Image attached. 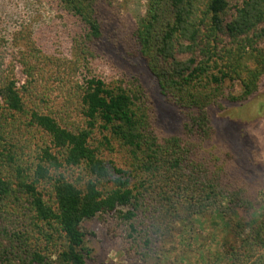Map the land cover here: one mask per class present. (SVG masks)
I'll return each mask as SVG.
<instances>
[{
	"label": "trees",
	"instance_id": "obj_1",
	"mask_svg": "<svg viewBox=\"0 0 264 264\" xmlns=\"http://www.w3.org/2000/svg\"><path fill=\"white\" fill-rule=\"evenodd\" d=\"M24 6L69 39L80 72L57 105L39 98L24 55L35 47L14 49L0 30L14 73L0 55V264H86L81 224L118 207L130 208L115 219L144 250L154 235L180 243L187 228L223 225L229 264H264V162L247 131L226 120L230 136L214 115L259 90L264 0H144L122 41L113 0ZM102 46L143 67L176 132L156 133L142 85L97 71Z\"/></svg>",
	"mask_w": 264,
	"mask_h": 264
},
{
	"label": "rangeland",
	"instance_id": "obj_2",
	"mask_svg": "<svg viewBox=\"0 0 264 264\" xmlns=\"http://www.w3.org/2000/svg\"><path fill=\"white\" fill-rule=\"evenodd\" d=\"M113 1L120 15L118 39L122 41L127 24L143 12L144 0ZM44 16V13L31 15L24 6V0H0V30L9 35L15 34L14 49L21 47L27 50L29 47L27 42L37 49L29 48L27 52L23 51L24 55L27 54L25 61L35 68L33 74H36V77L31 78L34 77L35 85L41 91L38 97L43 96L57 105L61 102L62 96L67 94L68 82L75 79L71 69L75 67L77 73L80 69L73 65L69 39L40 27L39 18ZM4 44L3 42L2 45ZM19 50L18 52H22L21 49ZM0 51L3 52H0L1 57H7V63L3 67L6 70L12 68L10 57L7 56L11 50L6 51L0 47ZM98 52L100 57L93 66H98L99 73L106 78L112 77L111 79L117 80L122 78L126 82L130 80L135 85H142L148 91L143 94V99L146 106L154 109L155 125L153 126L156 133L160 135L176 132L180 125L177 113L155 92L150 76L143 67L126 62L115 50H110L106 46H102ZM8 71L11 76L14 74L11 70ZM31 83L33 84V81ZM226 86L233 94H240L238 82ZM214 115L219 121L218 127L230 136L232 128L226 120L231 121L233 125H240L247 131L252 143L258 149L254 158L264 162V77L256 94L243 103H225L224 109L215 110ZM236 136L237 134L233 133L231 140L235 142ZM115 161L122 162L116 155ZM129 209V207H118L114 211L97 215L81 224L86 264H229L223 250L228 245L230 237L226 236L223 225H219L214 233H211L207 226L206 230L198 235L193 229L187 228L183 235L185 240L182 239L180 243L176 239L156 241L155 235L151 236L149 244L153 252L151 254L150 250L143 249V244L135 246L133 238L130 237L131 232L125 230L126 226L115 219L118 211L126 212ZM143 224L149 226L148 220Z\"/></svg>",
	"mask_w": 264,
	"mask_h": 264
}]
</instances>
